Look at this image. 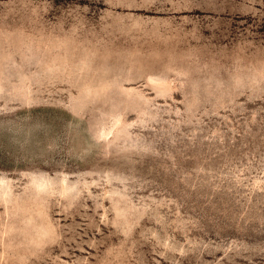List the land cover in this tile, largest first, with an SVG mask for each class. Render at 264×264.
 Masks as SVG:
<instances>
[{
  "label": "rangeland",
  "instance_id": "rangeland-1",
  "mask_svg": "<svg viewBox=\"0 0 264 264\" xmlns=\"http://www.w3.org/2000/svg\"><path fill=\"white\" fill-rule=\"evenodd\" d=\"M0 264H264V0H0Z\"/></svg>",
  "mask_w": 264,
  "mask_h": 264
},
{
  "label": "bare ground",
  "instance_id": "bare-ground-1",
  "mask_svg": "<svg viewBox=\"0 0 264 264\" xmlns=\"http://www.w3.org/2000/svg\"><path fill=\"white\" fill-rule=\"evenodd\" d=\"M36 183H37V182H36ZM63 183H64V182H63ZM63 183H62V185H61L62 190H63V191H64V190H68L69 187L66 186V185H64ZM40 184H41V183H38L37 186H39ZM64 186H65V187H64ZM38 188H39V187H38Z\"/></svg>",
  "mask_w": 264,
  "mask_h": 264
}]
</instances>
